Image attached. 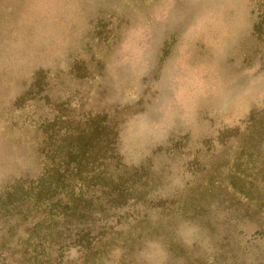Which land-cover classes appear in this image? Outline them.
<instances>
[{"label": "rangeland", "instance_id": "rangeland-1", "mask_svg": "<svg viewBox=\"0 0 264 264\" xmlns=\"http://www.w3.org/2000/svg\"><path fill=\"white\" fill-rule=\"evenodd\" d=\"M0 264H264V0H0Z\"/></svg>", "mask_w": 264, "mask_h": 264}]
</instances>
